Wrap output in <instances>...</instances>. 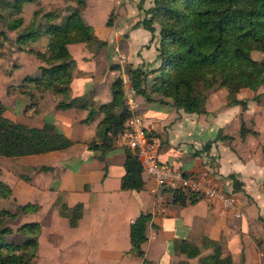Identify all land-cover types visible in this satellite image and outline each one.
Segmentation results:
<instances>
[{
    "label": "crops",
    "instance_id": "0c3cea01",
    "mask_svg": "<svg viewBox=\"0 0 264 264\" xmlns=\"http://www.w3.org/2000/svg\"><path fill=\"white\" fill-rule=\"evenodd\" d=\"M139 1L85 0L81 15L106 44L91 48L86 42L69 43L74 61L81 58L89 63L74 67L67 93L32 87L33 114L27 112L29 95L15 88L24 75L15 83H8L4 76L0 87L7 92L0 101L4 106L8 101L18 113L13 117L6 115L4 109V115L30 126L50 121L74 143L44 153L0 155V179L11 188V195L0 199L12 205V211H18V206L26 203L34 205L21 215L23 221L40 224L38 253L31 264H180L183 260L199 264L201 256L217 249L230 254L232 264H263L264 157L262 147L258 146L263 143L262 138H256L264 134L258 129L257 136L251 131L242 137L240 131H231L233 124L246 120L252 111L250 103L247 108L240 103H228L222 87L210 89L203 113L186 112L166 101L159 102L167 112L159 113L154 107L158 101L148 100L142 105L138 100L139 114L148 122V128L143 124L160 136V162L188 172L208 169L218 186L235 199L239 215L197 194L193 195V201L176 203L172 191L158 186L143 171L141 189H123L124 149L115 144L106 150L88 147L90 142L100 141L98 126L104 115L98 110L87 119L88 107L96 108L112 99L111 85L117 77V69L110 66L112 59L118 64L119 56L124 55L126 62L139 66L157 62L154 32L133 26L143 18ZM70 2L76 4L75 0ZM101 10L103 13L99 14ZM111 12L114 24L108 26ZM28 23L24 21L21 26ZM91 57L98 60L90 63ZM21 65L18 61L17 68ZM39 65L34 69L38 75ZM75 97H84L86 107H56V102L63 98L68 102ZM220 133L231 138L216 139ZM207 141L211 145L203 149ZM230 173L235 174L236 182L228 176ZM238 179L240 188L234 185ZM77 203L82 204V213L77 223L71 225L60 209L64 204L72 207ZM140 212L151 214L146 225L147 238L141 244L143 256L132 249L129 236L130 224ZM204 238L213 243L203 247ZM180 239L199 246L201 253L190 257L177 251L176 242Z\"/></svg>",
    "mask_w": 264,
    "mask_h": 264
},
{
    "label": "trees",
    "instance_id": "16d2710c",
    "mask_svg": "<svg viewBox=\"0 0 264 264\" xmlns=\"http://www.w3.org/2000/svg\"><path fill=\"white\" fill-rule=\"evenodd\" d=\"M2 1L0 0V4ZM28 1L31 0H14L12 9L19 13L23 4ZM75 2L74 6L68 7L69 13L62 22L52 21L54 13L46 12L43 16L47 21L35 25L37 10H34L33 18L20 28L21 32L15 37L19 42L43 33H52L54 36L51 57L45 58L49 60V64L40 66L39 75L25 76L15 87L20 92L30 93L31 88L35 87L67 93L75 67L68 44L92 39H97L101 45L106 44L81 15L85 0ZM111 15L112 12L106 22L108 25L111 24ZM3 17L0 11V20ZM23 22L22 17L10 19L5 23V28H0V35L7 38L6 29H16ZM155 23L160 26L158 57L161 58V66L153 91L169 97L172 106L186 112H206L208 90L221 86L227 90L228 103H240L245 107L246 103L237 98L236 93L241 88H254L264 83V61L251 54L254 49L264 50V0H152V5L146 9V15L133 26H142L153 33ZM40 52L38 56L42 55ZM115 65L117 77L111 85L112 99L96 108H89L87 119L98 110L104 113L98 126L100 141L90 142V148H112L117 132L124 127L130 115L124 102L120 65ZM126 70L135 94L152 100L143 85L144 70L140 66L128 67ZM72 105L86 107V99L75 97L68 102L59 101L56 107L66 108ZM4 109L5 106L0 101V155L16 157L44 153L65 149L74 143L64 132L52 126L50 121H44L41 126H30L7 117ZM247 132L248 129L242 122L241 136L244 137ZM217 138L227 139L231 136L220 133ZM210 145L211 142L207 141L203 149H209ZM123 149L126 158L121 188L141 189L144 184L141 163L129 148ZM228 176L236 182L234 173ZM234 185L240 188V183ZM173 194L174 202L180 204L187 200L193 201V195H196L182 190H175ZM10 195V186L0 179V198ZM33 207L31 203L20 205L21 212L0 207V264H31L37 256L40 224L37 221H23L15 230L9 225ZM60 212L69 218L71 225H75L81 216L82 204L77 203L72 207L64 204ZM150 218L149 212H140L130 224L132 249L141 256V244L147 238L146 225ZM13 232L20 234L18 240L8 237ZM211 243L212 240L204 238L202 246ZM176 249L190 257L201 253L199 246L185 239L176 242ZM180 264L188 263L183 260ZM199 264H232V258L230 254H223L217 249L201 256Z\"/></svg>",
    "mask_w": 264,
    "mask_h": 264
},
{
    "label": "rangeland",
    "instance_id": "374dc122",
    "mask_svg": "<svg viewBox=\"0 0 264 264\" xmlns=\"http://www.w3.org/2000/svg\"><path fill=\"white\" fill-rule=\"evenodd\" d=\"M13 1L14 0H3L0 4V11L3 13V16H4L0 20V28L1 29L5 28L6 22H8L10 19H13L16 17H22L25 22H29L33 18V11L34 10H37V15L35 16V21H34V22H36L35 25H37V24L41 25V24H44L45 21H47V19L43 16V14L46 12L54 13V16H52V18H51L52 21L62 22L64 20L65 16L69 13L68 7L74 6L73 4H71L70 0H33V2H27L26 4L24 3L25 5L23 4L24 8L22 7L21 12L16 13L12 9ZM144 3L146 5V0H140L138 2L140 13L143 17L146 15V9H148L152 5V0H149V3H147L146 7L143 5ZM101 12L103 13V10H101L99 12V14H101ZM147 16H149L148 13H147ZM102 17H104V14ZM113 19H114V13L112 12L111 24L108 26H111L114 24ZM20 27L22 28V26L20 25L18 28L13 29V30L6 29L5 33H7V38L2 36V34L0 35V70H2V71H0V86H1V81L3 80L4 76L7 77L8 83H15V82H17L16 80H18V77H22L23 75H24V77H25V75H38V73H36L34 71V69L37 67L38 64H40L39 68L42 65H48L49 64V60H47V59H48V57H51V49H52L53 39H54L53 34L52 33H43L42 36L29 38V39H26L25 41L19 42L16 40L15 37L21 32ZM42 28H43V26H42ZM159 29H160L159 24L155 23L154 35L157 38L155 40V48L157 51V53H156V61L157 62H156V64H154V61L148 62V63H143L140 67L144 70L143 85L149 91L150 96L153 98L152 100L158 101V102H155L154 107L157 109V111L159 113H166L167 109L165 108L164 104H162L160 102L166 101V102L171 103V99L169 97L164 96L160 92L153 91V84L155 83L156 77L159 75V67L161 66V58L158 57V45L160 42ZM82 42L89 43V46L91 48H96V47L102 46L97 39H92L89 41H82ZM40 44H42V45H40ZM70 44H72V43H70ZM35 47H38V48L34 49ZM38 50L41 51L40 52V54H42L41 56L36 55ZM251 54L254 58L261 60V61H264V50L254 49L251 51ZM45 58H47V59H45ZM35 59L36 60L40 59V60L38 62H36ZM95 60H98V57H95V58L91 57L90 63H94ZM18 61L23 63V65H21V68H17ZM88 63H89L88 61L86 62L81 58L75 59V66L77 65L80 67H84L83 65L84 64L87 65ZM115 64L116 63H113V59H112V62L110 64L111 68L117 69ZM118 64L120 65V71L123 70L125 72H127L126 69L128 67L131 68V67L139 66V65H135L133 63L126 62V61H123V62L118 61ZM21 73H23V74H21ZM20 74H21V76H20ZM219 87H221V86H219ZM219 87H214L212 89L219 88ZM222 88H224L226 90L225 87H222ZM211 90H208L207 94ZM6 92H7L6 88L2 89V87H0V98H3L4 95L6 94ZM27 95H29L28 98L30 101V103L28 105V107H30V108L28 109L27 112H28V115H31L34 113L33 112L34 106H32V105L34 104L35 96H34V93H32V92L27 93ZM236 96H237V98L239 96L240 99L244 103H246V104L250 103L251 104L250 108L252 111L248 115L250 117L247 116L245 121H241L239 125L233 124L231 126V131L234 130L236 132H239L240 127H241V123L243 122L245 127L248 129V132H251V131L254 132V130H257V132L255 131L256 133H253L254 135L257 136L259 134L258 129H260V130H262V133L264 134V83L259 84L254 88H248V87L241 88L236 93ZM136 98L138 100H140V102H142V105H146V103L148 102V100H146L142 95H138V96H136ZM206 99H208V98H206ZM65 100H66V98H63V101H65ZM226 101L228 102L227 90H226ZM58 102H56V103H58ZM124 102H125V97H124ZM226 105H227V103H226ZM88 108H90V107H88ZM244 108H247V107H244ZM115 110H117V108H115ZM5 112H7L6 115L10 114L13 117H17V115H18V113L16 111V107L14 108V106L11 103L8 104V101L5 104ZM143 119H144L143 122L145 123V125H147L146 127L148 128V122L145 121L144 117H143ZM253 128H256V129H253ZM259 138H262L263 143L261 144L259 141L260 144L258 146L260 148L262 147V149H263L262 150L263 151L262 156L264 157V136L263 137L259 136L256 139L259 140ZM205 158L208 159L209 162L212 161L210 159V157H205ZM259 159L261 160V158H259ZM17 168L18 167H16L14 170H16ZM0 174H1V172H0ZM10 175H12L11 172H10ZM263 175H264V173H263ZM237 183H240L239 179H238ZM263 189H264V178H263ZM263 192H264V190H263ZM19 206H18V212H21L19 210ZM0 207L13 209L12 205L10 206L6 200H2V199H0ZM22 222H23V218L18 217L15 219L14 222L9 223V225L15 230ZM19 236H20L19 233L13 232L8 237L15 239V240H18Z\"/></svg>",
    "mask_w": 264,
    "mask_h": 264
},
{
    "label": "built area",
    "instance_id": "2783aa9c",
    "mask_svg": "<svg viewBox=\"0 0 264 264\" xmlns=\"http://www.w3.org/2000/svg\"><path fill=\"white\" fill-rule=\"evenodd\" d=\"M118 50L117 47H115ZM125 61V56H119V62ZM124 88L125 105L130 112L124 127L117 132L114 144L122 148H129L141 163L143 172L149 174L161 188L174 192L182 190L193 192L206 200L216 201L223 208L236 210L235 199L222 190L212 178L208 169L199 172H188L160 162L159 150L161 139L153 131L148 130L143 124L139 114L140 103L130 85L127 72L121 71Z\"/></svg>",
    "mask_w": 264,
    "mask_h": 264
}]
</instances>
